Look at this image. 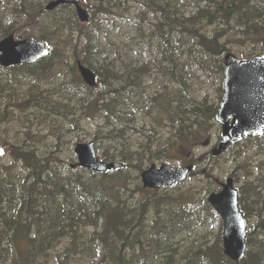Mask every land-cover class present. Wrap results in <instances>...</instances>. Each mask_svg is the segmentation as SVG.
<instances>
[{"label":"rangeland","instance_id":"374dc122","mask_svg":"<svg viewBox=\"0 0 264 264\" xmlns=\"http://www.w3.org/2000/svg\"><path fill=\"white\" fill-rule=\"evenodd\" d=\"M49 1H42L44 11H35L39 13H32L30 19H26L21 11V0H3L0 5L4 13L3 22H15L13 31L16 37L35 38L39 33L51 32L53 21L61 19L73 26L72 31L63 35L71 41L69 45L72 42L73 45H65L63 36L57 34L56 38L48 35L50 47L65 51L75 48V44H79L78 37H82L79 31L81 27L93 36L91 44L95 66L110 64L119 73L145 65L150 70L137 73L135 87L129 85L120 92L118 100L121 105L116 113L119 117L114 118L105 112L94 115L85 109L102 86L98 85L86 93L77 71L37 79L24 74L22 68L13 70V76L0 65V84L6 88L0 93V176L23 180L28 175L29 168L24 161L14 156L19 146L24 151H35L59 165L70 167L78 161L76 145L94 140L102 160L105 153L110 151L115 154L113 161L122 163L124 155L121 152L127 150L126 155L131 158L123 172L124 176L129 175L128 190L120 197H125L129 203H136L147 195L145 191L137 189V184L143 187L142 170L152 164L160 166L163 163L182 167L193 159H199L198 166L194 165L193 174L185 182L152 190L151 193L162 196L164 202L158 209L148 207L146 224L150 228L156 227L155 232L167 228L163 243H172L180 252L194 251L205 241L208 243L206 247L210 246L218 236H222L223 222L213 210L201 209L203 204H193L206 201L229 177L234 179L237 188L263 179L264 144L253 146L254 140L246 142V139L232 145L219 157L213 156L212 148L221 140L222 126L215 116L211 119L203 113L196 114L195 108L203 106L205 102L219 106L223 71L207 62L206 57L203 58L205 62L198 61L196 52L190 50L191 45L176 31L168 35L170 46L174 48L176 66L159 68L163 64V37L154 35L152 31L158 32L163 28L168 33L175 17L186 21L200 9L206 8V3L195 0H102L106 9L99 11L94 6L100 0H83L82 6L89 18L82 22L75 6L66 5L47 12L44 7ZM13 7H18L16 14L12 11ZM159 7L169 9V13L164 14ZM254 22V25L264 27V17H258ZM48 23L52 26L47 27ZM202 24L206 31L215 28L210 25L208 17H202ZM231 26L223 38L228 48L225 56L232 53L238 58H250L264 53V40L260 37H264V32L257 36L250 30L247 32L249 24L232 23ZM177 30H180V26ZM2 37L0 34V39ZM66 60V67L75 64V57L71 54L67 55ZM64 82L73 86L66 87ZM92 93L94 96H89ZM32 95L42 103L33 101ZM197 116L204 122L199 138L181 140L177 136L181 119H187L186 122L191 124ZM207 140H210L208 145L205 144ZM198 170H202V173L194 174ZM212 174L213 177H210ZM110 179L109 175L107 180ZM256 208L249 217L248 230H252V225L260 218L264 219V196L263 202ZM24 216L27 214L24 213ZM146 229L150 231L148 227ZM95 230V226L82 228L81 237L73 241L69 236H63L50 249L49 264H97L101 258L99 249L90 240ZM21 244L24 251L28 249L27 242L22 241ZM68 247L70 250L65 256Z\"/></svg>","mask_w":264,"mask_h":264},{"label":"trees","instance_id":"16d2710c","mask_svg":"<svg viewBox=\"0 0 264 264\" xmlns=\"http://www.w3.org/2000/svg\"><path fill=\"white\" fill-rule=\"evenodd\" d=\"M42 1L21 0V11L25 14L26 19H30L29 15L32 13L38 14L40 11H44ZM195 1L197 3L204 1L207 7L200 9L196 15L186 21L175 17L173 23V20L167 17L172 22L168 33L163 28L158 32L152 31L154 35L163 37L161 58L163 64H159V68L164 66L165 69H168L170 66H176L174 48L170 46L168 40L169 33L176 31L187 44L191 45L190 50L196 52L198 61H204L203 58L206 57L207 62L213 63L217 70L222 72L225 52L228 50L223 38L232 28V23L246 25L251 20L264 16V0ZM94 7L99 11L106 9L102 0ZM13 8L12 11L16 14L18 7ZM159 8L165 12L164 14L169 13V9ZM212 8L215 10H211ZM38 10L39 12H35ZM3 16L4 13L0 6V34L6 36L15 29V22L9 20L4 23ZM202 17H208L210 25L215 26L212 31L205 30ZM53 22L54 26L51 32L39 33L35 38L47 42L51 41L48 35L51 38H56L57 34L63 36L64 32L73 30L72 24L63 22L61 19L56 18ZM46 25L47 27L52 26L49 23ZM179 26L180 30H177ZM246 30L260 36V33L264 32V27L253 23ZM79 31H81L82 37H78L79 44H75V48L65 51L51 46L49 55L40 61L34 64L13 66L7 68L6 71L14 76L13 70L22 68L24 74L37 79H47L51 74L57 75L66 71L76 72V64L66 67V57L71 54L76 60L81 59L84 64L95 71L98 84L102 86V90L88 101L85 109L94 115L96 112H105L106 115L118 118L116 113L121 105L118 100L120 92L129 85L135 87L137 73L143 70L149 71L150 68L145 65L142 68L119 73L110 64L95 66L91 44L93 36L81 27ZM260 37L264 40L263 36ZM19 38L24 37L20 35ZM63 38L64 44L69 45L71 41L68 37L63 36ZM72 45L73 42L69 47ZM80 45L83 46L80 47ZM81 83L85 87L86 93L93 90L83 81ZM63 85L73 86L69 82H64ZM5 89L3 84H0V93ZM221 95L220 88V97ZM89 96H94V93ZM31 99L42 103L34 95L31 96ZM203 104V106L195 108L196 114L203 113L214 119L217 107L208 105L207 102ZM186 120L181 119L177 136L183 141L198 139L200 131L204 128V122L199 116L191 124H188ZM251 140H254L253 146L264 144V136L250 137L246 142ZM19 147L20 149L18 148L14 152V156L24 161L25 166L29 168L28 175L23 180L0 176L1 264H49L50 249L59 239L69 236L70 240H76L81 237L80 229L90 226L96 228L90 240L94 241L99 249L101 258L97 264H264V219L262 218L252 225V230L247 232V251L239 261H234L226 256L221 235L206 249L197 246L194 251L189 253L180 252L178 247L172 246V243L164 244L163 235L167 234L168 229L155 232L156 227L147 226L145 215L149 206H155L157 209L162 206L164 198L154 196L151 193L152 190L143 189L138 184L137 189L145 191L147 194L140 201L129 203L125 197H120L128 190L129 175L124 176L123 172L124 166L128 165L129 158H131L126 155L127 150L121 152L124 155L122 167L99 173L84 168L72 169L67 165L62 166L35 151H24L21 146ZM114 159L115 154L110 151L105 153L104 160L113 161ZM192 162L198 166L200 160L193 159ZM198 172L202 173V170L194 171V174ZM109 175L111 179L107 180ZM210 177H213V174ZM112 178L116 180L113 181ZM238 190L241 210L244 216L249 219L251 213L257 210L256 207L263 202L264 178L246 183ZM198 204H203L201 209L214 211L207 200L197 201L193 205ZM260 211L262 208L259 209ZM24 213L27 216H24ZM215 215L218 216L216 213ZM162 222L165 221L162 220ZM147 227L150 231H147ZM22 241L28 243V249L25 251L22 249ZM78 242H80L79 239ZM69 250L70 247L67 248L65 256Z\"/></svg>","mask_w":264,"mask_h":264},{"label":"water","instance_id":"95a60500","mask_svg":"<svg viewBox=\"0 0 264 264\" xmlns=\"http://www.w3.org/2000/svg\"><path fill=\"white\" fill-rule=\"evenodd\" d=\"M1 2V0H0ZM82 0H52L46 10H53L64 4L77 7L81 21L88 20V12L81 5ZM49 54L48 45L31 38L16 39L11 33L0 40V64L4 67L23 63H34ZM78 69L83 80L90 86H96L95 72L78 61ZM223 97L216 113V120L222 125V138L212 150L214 156L224 153L228 146L249 136L264 135V54L253 58L239 59L228 54L224 67ZM78 155L77 166L90 171L105 172L121 166L119 162L101 160L96 152L95 141L79 143L75 148ZM193 170V164L174 167L152 164L141 173L145 188L159 189L181 183ZM209 202L223 218L222 235L224 253L232 260L242 258L247 250V219L239 205V192L233 178L222 184V190L213 192Z\"/></svg>","mask_w":264,"mask_h":264}]
</instances>
